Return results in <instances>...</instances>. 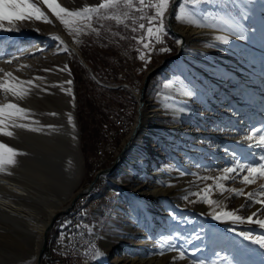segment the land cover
Instances as JSON below:
<instances>
[{
    "label": "rangeland",
    "instance_id": "374dc122",
    "mask_svg": "<svg viewBox=\"0 0 264 264\" xmlns=\"http://www.w3.org/2000/svg\"><path fill=\"white\" fill-rule=\"evenodd\" d=\"M98 2L99 0H89V2L84 1L73 6L76 9ZM179 3L180 0L173 7L172 19L168 18L166 20L169 33L162 38L163 43L158 44L153 41L148 49L143 48L142 45L137 44L136 40L133 39L134 35L142 36L143 33L139 30L135 34L130 31L133 26L138 28V24L141 22L147 25V21L139 19L142 13L132 12L126 8L120 10L121 19L124 20L123 13L128 12L130 17L136 19V25H133L131 19L119 25H117L115 20L103 19L93 25L100 30L99 35L85 30L87 34L81 33L79 36L80 43L77 44L80 55L97 80L92 78L86 67L78 60L77 55L73 54L69 67L74 77L76 116L81 132L80 152L82 158V172L72 188L73 193L76 194L81 189L87 188L95 173L111 167L118 156V163L121 167L120 169L117 168V163L110 174L98 179L96 186L89 193H82V195L80 193V196H77H83L80 204L73 207V203H70L68 198L63 201L57 213H55V215L59 214L54 221L57 226L52 227L53 225H51V229L49 228L50 230L47 231V245L40 264H139L132 262V260H136L139 248L134 251H132L133 249L128 251L129 261H118L115 255H119L122 248L129 244L133 233L137 236L135 240L139 242L140 249L143 242L153 237V229L146 226L145 216L140 212V208L135 205L139 200H136L138 194H147L153 189L161 190L159 193L151 195L152 202L157 205L148 204L150 214H152L151 217L155 218L153 213L158 208L165 209L167 212L166 221L171 225V234L179 232L182 238L172 241L173 245L178 246L177 249H172L168 245L161 243L160 238L166 235L159 234L158 237L152 240V242H156V244H153L156 247L155 249L151 247L155 251L150 252V256H156V258H159L160 255L161 257L163 256L164 264H194L199 259H205L209 262L216 260L217 264H264V249L244 240L237 234L238 232H231L229 229H232L230 225L232 226L233 224L230 222H221L211 218L210 213L213 211L214 206L206 204V208L201 211L205 204L204 202L191 203L183 199L185 195L190 193L207 194L209 199L220 202V208H217V211L221 209L235 211L240 209L241 205H245L244 208L237 212L238 215L243 217L251 215L260 207L259 204L251 205L243 196L237 197L227 192L220 193L215 188L205 193L203 190L208 185H213L214 181L211 179L197 180V176L215 177L222 175L219 169L231 166V163L225 166L224 164L214 166L210 161H207V158H209H206L207 152L205 155L199 156L196 152L191 153L189 149V144L191 143L205 145V148L210 151L215 147V145L211 146V141L201 137L204 131H207L211 121V118L206 113L209 112L208 114H211L215 110L222 111L226 108L223 105L226 101H223L222 97L221 99L219 98L214 87L212 89L206 86V84H210V80H205L203 84H199L196 81L195 83L191 82L197 91V96L189 100L177 94L182 91L179 83H174L172 89L166 90L167 88L164 87L166 82L175 81L176 77H181V73L174 75L173 78L168 80L161 78L160 72L155 75L145 90V94L150 100L155 103L159 100L160 104H164L166 102L158 97L157 93H160L161 96L174 95L177 107L187 103L190 111L194 110L196 114L190 117L189 111L185 115L186 113H178L174 110L169 115V118L155 120L157 127L177 125L176 129L182 128V130L174 131L170 135V140L162 141L163 143L167 142L166 146L161 145V142L157 140L165 137L162 128H154L152 129L155 132L154 134L149 136L139 135L134 143L122 153L127 136L136 121L139 103L138 95L141 94L145 75L160 65L165 58L174 55L181 46L176 44V40L179 38L171 32L170 24L182 27V29L210 30L209 33H201L206 36L210 35L207 36V40L202 39L193 45L189 44L187 46L190 49L188 50L189 54L192 49L204 50V48L213 54L222 51L229 52L232 57L241 59L243 64L249 69H253L256 73V69L252 65V62L255 63L256 60H254V55L250 54L247 48L250 47L264 52V0H235L234 5L227 9L229 15L242 25L243 38L232 36L226 29L199 27L189 25L186 21H177L174 17L179 10ZM172 4L170 5V11ZM73 6L72 4L68 5L69 9ZM135 6L139 7V4L136 3ZM187 8L195 11L190 5ZM199 9L204 13L199 18L201 22L206 24H211L213 17L219 18L223 15L219 10L213 11L211 5H201ZM147 14H154V10H148ZM205 15L208 17L207 19H205ZM224 34L229 35V43L226 45L214 39L215 36ZM49 47H51V44ZM160 47H168L171 51L160 53ZM182 50L183 48H181ZM142 53L145 55L146 61L150 62L145 63V61L139 59ZM149 53H151L150 56ZM248 55L250 59L247 57ZM225 59L223 58L222 60L225 61ZM256 65L259 71L258 75L261 76L264 74V67L261 63ZM29 77L28 80H33L34 78L32 76ZM183 77L182 75L181 78ZM97 81L111 88L102 86ZM123 84L129 85L130 89L124 86L121 87ZM13 100L14 102H19L16 98H13ZM9 101V98L0 95V104L11 103ZM20 104L22 105V103ZM120 106H123L125 111L124 120L117 131L110 135L108 152L98 155L94 159L96 152H103L102 143L104 136L101 124L106 120L104 115L106 114L107 116L109 112L117 111ZM229 109L234 114L235 109L232 107L227 110ZM100 121L102 122L100 123ZM262 125H264V118H260L251 124L249 131L252 127L260 128ZM261 134L264 133H258V135ZM177 140L179 142H176ZM171 147H177L178 149L171 150H175L181 155L174 157L169 154ZM188 152L190 153L188 154ZM187 159H192V162L196 161L198 163L197 166L185 168L187 164H192V162L187 163ZM153 168H157L155 174H151ZM116 169H119L116 175L117 180L111 183L110 177L113 176ZM181 171L186 174L180 175ZM242 175L235 180L224 182L226 188H242L247 193L257 191L259 186L264 184V177H259L254 184L245 185L241 182ZM106 179L109 180V183L106 182ZM50 181L53 182L55 190H60L62 185H64L59 178H53ZM111 185L121 189L122 193L111 188ZM162 190L163 192H161ZM52 193L50 196L56 198L66 195L60 194V191L57 195H55L58 193L56 191H54L55 194ZM259 198L258 195L257 199ZM198 199L196 195L189 196L190 201ZM121 203H123L122 207H120ZM135 206L136 208H134ZM72 210L73 212H70ZM188 210L190 211L189 213ZM199 212L208 220V223L207 221H205L206 223L200 221ZM173 215L175 219H173ZM254 219H264V212L258 217H254ZM72 220H75V222L73 223ZM77 225H81V227H77ZM236 228L239 229L238 226ZM245 229V231L251 230L254 235L261 234L264 231L255 225L249 224ZM69 235L73 237L74 242H64V238ZM196 236H199V239H196ZM162 247L166 250L163 254H160ZM197 248L201 249V251H197L193 255L192 249ZM178 249H183L186 252V256L182 260L178 258ZM97 251H99V255H97ZM173 257H177V259L173 260ZM35 263L33 253L25 255L24 260L20 262V264Z\"/></svg>",
    "mask_w": 264,
    "mask_h": 264
},
{
    "label": "bare ground",
    "instance_id": "6f19581e",
    "mask_svg": "<svg viewBox=\"0 0 264 264\" xmlns=\"http://www.w3.org/2000/svg\"><path fill=\"white\" fill-rule=\"evenodd\" d=\"M84 1L89 2V0H56V2L62 7L67 8H70L68 7L69 4H72L73 6ZM33 2H36V0H33ZM174 4L175 2L172 4L171 11L168 13L169 19H172L173 16L172 10L175 6ZM37 6L41 7V10L48 15L50 20H52L51 24L35 20L17 21L16 24L17 27L21 29L20 31L0 30V70H2L0 71V81L9 79L4 76L5 72H10L21 81H27L30 78L29 76H41L45 78V81L41 85L43 87L44 85H47L48 78L52 75V73L54 74L60 68L67 71L65 65L69 66L70 59L73 54H80L78 44L75 42L74 34L68 29H65L64 26L56 20L50 10L47 9L46 5L38 3ZM71 9H75L74 6L71 7ZM5 27H8L7 22H5ZM170 29L174 36L182 40V44H184V46L182 53L174 60L168 62V64L160 71V77L164 80H168L173 78L174 75L181 73L187 78V81H191L192 83H195L196 81L199 84H203L205 80H210V84H206V86L209 88L214 87L215 91H217L216 93L219 95V98L221 99L222 97V99H224L223 101H226L225 104L222 103L226 106V108L222 111L215 110V112H212L211 114H208L209 112L206 113V115L211 118V121L207 131H204L201 137L207 141H211V146L215 145V147L211 149L212 151H210L205 148V145L191 143L189 144V149L191 150L190 152H196L199 156H202L203 154L205 155L207 152L206 158L209 157L207 158V161H210V163L214 166H221L223 164L225 166L232 163V156L227 154L224 151L225 149H227L229 153L234 151L240 158H244L248 161L252 160L253 157L250 153L258 152L260 150L255 148L249 149L247 147V141H244L243 143L237 142L241 141L242 137L249 132L251 124L260 118H264V76H262L264 74L261 76L258 75L259 71L258 67H256L257 63H261L264 67V52L250 47L247 48L249 50L248 52L254 55L253 58L256 60L255 63L252 62V65L256 69L255 73L253 69H249L245 64H243L241 59L232 57L229 52L222 51L213 54L204 48V50L192 49L193 53L191 52L189 54L188 50L190 49H188L187 46L189 44L193 45L195 42L202 39L207 40V36L210 35L206 36L201 33H209L210 30L196 28L191 30L188 28L182 29V27L171 24ZM52 36H58L59 39L64 42V45L67 46L69 51H59L57 48L58 41L53 40L51 38ZM50 44L51 47H49ZM13 56L19 57V59L13 60L12 63H7L6 61ZM247 57L250 59L249 55ZM223 58H226L225 61L222 60ZM23 65H27L28 67H22ZM45 69H49L50 71H44ZM67 74L68 78L71 80V76L68 71ZM209 74L210 76H208ZM34 84H41V82L34 80ZM26 86L27 84L23 85V87ZM47 91H40L38 88H33L30 94L25 96L23 99L16 98L20 103H22L23 108L25 107L26 109L27 107V110L31 113L28 119H17L16 123H28L31 126L35 124L33 121H36V119L34 118V112L32 111V109L36 106V103L34 102L37 99L41 100L37 102V105L46 109L47 101L40 99V97L46 95ZM0 95L9 98V102L11 103L16 102H14L15 99L13 100L15 97H13L10 93L0 90ZM140 98L141 94L138 95V101H140ZM142 100L144 105L140 113L141 124L138 126L137 132L133 136V131L138 123L139 115L137 113L136 121L125 142V145L130 142L127 149L132 145V143H134L139 135L149 136L154 134L155 132L152 130L154 128H162L165 133V137L162 139L158 138L157 140L161 142V145L166 146L167 142L163 143L162 141L170 140V135H172L174 131L182 130V128L176 129L177 125L157 127L155 125V120L157 121L159 119L163 120L169 118V115L173 113L174 109L170 108L167 112L162 111L158 106V103L150 100L146 94H144ZM232 107L235 109L234 114L231 113V109L227 110ZM189 112L190 117H193L196 114L194 110ZM185 115H187V113ZM6 123L10 124L8 121H6ZM8 130L14 133L13 137H3L0 135V142L7 143L19 152L22 150L35 151L38 145L42 143L41 134L36 135V138V136H32L34 135L33 132L27 129L9 126ZM77 135H79L78 131ZM176 142L179 141L177 140ZM78 145L80 153L79 166L73 179V183H71L68 178L67 182L62 185L60 190L54 189L53 182L50 181V176L38 174L34 170L29 169L31 168L29 164H27V162H21L20 157L18 156L16 158L17 163L14 166H7L6 172L0 173V264H20V262L24 260L25 255H28V253H33L36 262L35 264H37V258L43 243L44 234L51 227L52 219L55 213H57V210L60 208V205L67 198L69 199V202H71L77 196H80V193L81 195L82 193H89V191L85 192L83 189L78 191L76 194L72 191L73 186L79 179L82 172L80 137ZM171 149L176 150L178 148L171 147L169 149V154H172L174 157L181 155L179 152ZM190 152H188V154ZM188 162H192V159H187V163ZM197 164L198 163L195 161L192 162V164H187L185 168H188L189 166L195 167ZM120 167L121 166L118 163L117 168L120 169ZM119 169H116L113 176L110 177L111 183L117 180L116 175ZM156 169L153 168V172L151 174H155ZM9 172L11 173L10 175L8 174ZM160 190L161 189H153L147 194H138L136 200H139L135 204L138 208H140V212H142L145 216L146 226L153 229V237L149 238L148 241L146 240V242H143L144 246L142 245V248L140 249L138 245L139 242L135 240L137 236L132 232V239L129 241V244L122 248L119 255H115V258H117L118 261H129L128 259L130 256L128 255V251L131 249L134 251L139 248V250H137V258L135 261L132 260V262H137L139 264H164L163 256V258L161 255L159 258H156V256L153 257L149 254L150 252L155 251L154 249L156 246H153V244H156V242H152L154 238L158 237L159 234H171V225L168 221H166V210L158 208L153 213L155 218H152V214H150L148 208L149 203L156 205L152 202L151 195L159 193ZM54 191L58 193L55 194ZM59 191L60 194L62 193L63 195H66L61 198L50 196L52 192L55 195L59 194ZM161 192H163V190ZM122 205L123 203L120 204V207H122ZM134 208H136V206ZM205 208L206 203L201 211ZM189 212L190 211L188 210V213ZM198 216L200 221H207L208 223V220L200 212L198 213ZM236 226H238L239 229H237ZM246 226H248L247 223L232 226L230 225V227L234 228L236 232H240L241 230L245 231ZM255 226L258 227V225ZM216 237H218V235H216ZM72 241L74 242L75 240L71 236V239L68 240V242ZM151 247H154V249Z\"/></svg>",
    "mask_w": 264,
    "mask_h": 264
},
{
    "label": "snow or ice",
    "instance_id": "6c2138e0",
    "mask_svg": "<svg viewBox=\"0 0 264 264\" xmlns=\"http://www.w3.org/2000/svg\"><path fill=\"white\" fill-rule=\"evenodd\" d=\"M175 0H99L96 4L85 5L81 8L69 9L67 7H62L56 0H0V30L3 31H20L21 29L17 27V21H43L45 23L51 24L52 20L49 19L48 15L41 10V7H38L37 4L46 5L47 9L50 10L51 14L60 22L61 25L64 26L65 29H68L70 32L74 34L75 42L80 43L79 36L81 33H85V30L95 32L97 35L100 34V30L93 25L100 20L109 19L115 20L117 25L121 23H125L126 20L131 19L133 25H136V19L134 17H130L128 12H124V20L120 17V10L126 8L132 12H139L142 15L139 17L140 20H146L147 25L143 22L138 24V28L133 26L130 31L132 33H137L139 30L143 33L142 36H133V39L136 40L137 44L142 45L143 48L148 49L151 46V43L154 41L155 43H163V37H166L169 33L168 25L166 24V20L169 18L168 13L170 12V5L174 3ZM138 3L139 7H136L135 4ZM235 0H180L179 10L175 13V19L177 21H186L189 25L199 26V27H213L219 28L221 30H227L232 36H239L243 38L242 25L238 20L232 18L229 15L227 9L234 5ZM191 6L193 10H189L187 6ZM201 5H211L212 10L223 13L219 18L213 17V22L211 24H206L201 22L199 16L204 15L202 10L199 9ZM148 10H154V14L148 15ZM110 14V15H106ZM208 17L205 15V19ZM5 22H7L8 27H5ZM74 26V27H70ZM125 26H127L125 24ZM53 40L58 41L57 48L59 51L68 52L69 49L64 42L59 39L58 36H52ZM215 40L219 41L222 44L229 43V35H217L214 37ZM182 40L177 39L176 44L182 45ZM43 50V49H41ZM171 49L168 47H160V53H168ZM58 54V53H57ZM151 53H149V56ZM19 57H11L7 60V63H12L13 60H17ZM141 61H145L148 63L150 61H146L145 55L142 53L139 56ZM22 67H28L27 65H23ZM67 68V65H65ZM64 69H60L63 71ZM2 71V70H0ZM44 71H50L49 69H45ZM4 76L8 77V80L0 81V90H3L6 93H10L13 97L17 99H23L25 96L29 95L33 88H38L40 91H47V85L41 86L45 81L44 77L37 76L34 77L33 80L21 81L18 80L17 77L13 76L10 72H5ZM182 77V74H181ZM176 77L175 81H169L164 84V87L167 89H172L174 83H179L181 85L182 91L178 92V95H181L189 100L193 97L197 96V91L194 88V85L191 84V81H187L186 77ZM40 81L41 84H34L33 81ZM65 83L71 84L72 81L68 80ZM27 84L28 87H23V85ZM64 91V89H61ZM67 92L70 94L71 90L68 89ZM158 97L164 100L166 103L160 104L159 100L157 101L158 106L162 111L167 112L170 108L174 109L178 113H186L190 111L187 103H184L182 106L177 107L175 104V96L174 95H163L157 93ZM31 113L29 110L19 107L15 103L8 104H0V135L3 137H13L14 133L9 131V126L15 128H23L32 132H43L45 131V126L42 127H32L28 123H16L17 119L26 120L28 119ZM49 115H57L56 113H49ZM6 121L10 122L6 123ZM33 123H39L38 121H33ZM68 123L73 125V118L71 114L68 115ZM74 126V125H73ZM46 128L48 130H52L55 128L54 125H47ZM219 130V129H218ZM258 133H264V125L260 128L252 127L250 131L242 137L241 141L237 143H243L247 141V147L249 149H259L258 152H251L253 159L252 161H248L246 159H242L239 157L237 153L234 151L230 152L225 149L224 151L227 154L232 156L231 166H225L219 171L222 172V175H218L215 177L212 176H197V180H213V185H208L206 189L203 191L205 193L211 191L213 188L219 191L220 193L227 192L230 195L234 194L237 197L243 196L246 201H248L251 205L259 204L260 207L253 212L251 215L247 217H243L238 215L242 208L245 205H241L240 209L235 211L229 210H219L220 202L209 199L208 195H200V193H190L189 195H185L183 199L189 201L191 203L196 202H204L213 207V211L210 213L211 218L213 220L221 221V222H230L233 225L244 224L247 223L249 225H258L261 230H264V219H254V217H258L262 212H264V184H261L257 191L255 192H247L245 193L242 188H226V181L235 180L242 175V183L245 185L254 184L259 177H264V134L258 135ZM258 136V138H257ZM26 155V153L19 152L14 147L9 146L7 143L0 142V173L6 172L7 166H14L17 163V156ZM11 174L10 172L8 173ZM183 171H181L180 175H185ZM171 186V185H169ZM190 195L198 196V200H189ZM259 195V199L257 196ZM173 219L175 216L173 215ZM77 227H81V225H77ZM91 230V229H90ZM230 231H235L234 228L229 229ZM244 240L249 241L250 243L257 245L259 248L264 249V231L261 234L254 235L251 230L249 231H240L237 233ZM182 238L179 232L167 234L166 236H162L160 238L162 244H166L172 249H177V245H173L172 241L176 239ZM199 239V236L195 237ZM65 239L70 240L71 236L69 235ZM191 243V241H189ZM166 249L162 247L160 249V254ZM179 250V259H184L186 256V252L183 249ZM201 251V249H192V254L195 252ZM99 251H97V255H99ZM218 255V254H217ZM177 257H173V260H176ZM194 264H217L216 260L206 261L205 259H199L195 261Z\"/></svg>",
    "mask_w": 264,
    "mask_h": 264
},
{
    "label": "water",
    "instance_id": "95a60500",
    "mask_svg": "<svg viewBox=\"0 0 264 264\" xmlns=\"http://www.w3.org/2000/svg\"><path fill=\"white\" fill-rule=\"evenodd\" d=\"M178 2L179 0H176L174 5L176 6ZM183 46L184 44L181 45V48H183ZM181 48L179 47L174 55L165 58L160 65L156 66L153 70H151L149 73L145 75L144 85L143 88L141 89V98L137 107V113L139 115L138 123L133 131L132 134L133 136L136 134L138 126L141 124L140 113L144 105L142 99L144 97L145 90L147 89L150 80L155 75H157L166 66L168 62L174 60L177 56H179L182 53ZM77 58L80 61V63L84 67H86L92 78L97 80L92 70L89 68V66L83 59V57L77 53ZM60 69L57 70L54 74L52 73V75L49 76L48 81L46 80L47 85L49 86L48 91L46 92V95L40 97V99L47 101V108L43 109L42 107H39L37 105V102L41 100L37 99L34 102L36 103V106L35 108L32 109V111L34 112L33 114L35 116L34 118L36 119V121L39 122V123H35L33 126L34 127L45 126V131L33 132L34 135H32V136H36L41 134L42 143L38 145L35 151H26V150L20 151L26 153V155H19L18 157H20L21 162L23 163L27 162V164H29V166L31 167L29 169L34 170L38 174H44L50 176L51 179L59 178L65 184L68 178L70 182L73 183V179L75 177L76 171L78 170L79 158H80L78 140L81 132L76 116V93H75V87L73 85L74 77L70 67L67 66L66 69L70 73L72 83L71 84L65 83L70 79L68 78L67 71L65 69L63 71H60ZM97 82L102 86L111 88L110 86L105 85L102 82L99 81ZM123 86L130 89V86L127 84H123L121 87ZM62 88L64 89V91L61 90ZM68 89L71 90L70 94L67 92ZM15 104L23 108V106L19 102H15ZM49 113H56L57 115L53 116V115H49ZM69 114H71L73 118L74 126L68 123ZM47 125H54L55 128L52 130H48L46 128ZM77 131L79 135H77ZM129 143L130 142H128L123 147L122 153H124L127 150ZM118 160H119V156L117 157L115 163L111 167L96 172L89 186L85 188L84 191L90 192L96 186L97 181L100 177L107 176L115 168L116 164L118 163ZM106 182L109 183V180L106 179ZM112 186L113 185H111V188H114L122 193L121 189ZM58 215L59 214L54 215L51 225L54 224L55 218ZM50 229H48V231ZM47 235L48 232H45L41 250L37 258L38 264H40L41 257L46 249Z\"/></svg>",
    "mask_w": 264,
    "mask_h": 264
},
{
    "label": "built area",
    "instance_id": "2783aa9c",
    "mask_svg": "<svg viewBox=\"0 0 264 264\" xmlns=\"http://www.w3.org/2000/svg\"><path fill=\"white\" fill-rule=\"evenodd\" d=\"M124 112L125 111H124L123 106H120L117 111H111L107 114L106 120L103 121L101 124V130H102V133L104 136V141L102 143L103 144V152H96L94 159L96 158V156L101 155V154H106L108 152V146H110V135L112 133L116 132L118 127H120V125L122 124V122L124 120ZM120 147H121V145H120ZM82 198H83V196L76 197L70 203H73V207H74L75 205L80 204ZM70 212H73V210ZM75 220H76V218H75ZM75 220H72V222L74 223ZM55 226H57L56 222H54L52 227H55ZM64 242H68V240L64 238Z\"/></svg>",
    "mask_w": 264,
    "mask_h": 264
},
{
    "label": "trees",
    "instance_id": "16d2710c",
    "mask_svg": "<svg viewBox=\"0 0 264 264\" xmlns=\"http://www.w3.org/2000/svg\"><path fill=\"white\" fill-rule=\"evenodd\" d=\"M105 117H104V119L106 118V114L104 115ZM102 121H100V123H101ZM100 123H99V125H100ZM102 140V139H101Z\"/></svg>",
    "mask_w": 264,
    "mask_h": 264
},
{
    "label": "crops",
    "instance_id": "0c3cea01",
    "mask_svg": "<svg viewBox=\"0 0 264 264\" xmlns=\"http://www.w3.org/2000/svg\"><path fill=\"white\" fill-rule=\"evenodd\" d=\"M83 233V232H82ZM77 247V246H76ZM74 248V247H73Z\"/></svg>",
    "mask_w": 264,
    "mask_h": 264
}]
</instances>
